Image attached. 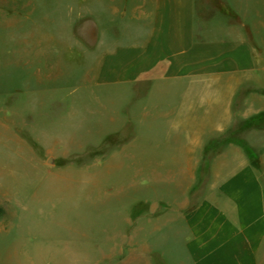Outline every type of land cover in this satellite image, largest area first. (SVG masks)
<instances>
[{
    "label": "rangeland",
    "instance_id": "rangeland-1",
    "mask_svg": "<svg viewBox=\"0 0 264 264\" xmlns=\"http://www.w3.org/2000/svg\"><path fill=\"white\" fill-rule=\"evenodd\" d=\"M123 5L0 0V264L183 263L174 164L136 123L152 100L98 82L118 35L96 26Z\"/></svg>",
    "mask_w": 264,
    "mask_h": 264
},
{
    "label": "crops",
    "instance_id": "crops-1",
    "mask_svg": "<svg viewBox=\"0 0 264 264\" xmlns=\"http://www.w3.org/2000/svg\"><path fill=\"white\" fill-rule=\"evenodd\" d=\"M119 2L98 82L152 100L136 123L178 192L161 227L182 264H264V0Z\"/></svg>",
    "mask_w": 264,
    "mask_h": 264
}]
</instances>
